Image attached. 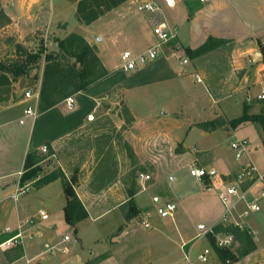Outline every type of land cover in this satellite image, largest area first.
<instances>
[{
  "label": "crops",
  "instance_id": "1",
  "mask_svg": "<svg viewBox=\"0 0 264 264\" xmlns=\"http://www.w3.org/2000/svg\"><path fill=\"white\" fill-rule=\"evenodd\" d=\"M38 1L43 4L44 17L48 23L47 32L51 33L52 37L62 39L64 37L63 32H67L66 34H68L72 31H79L92 49H97L96 52L98 51L97 53H101V55V51L111 48V46H123L121 53L125 49L138 53L148 49L155 43L156 39L152 28L155 24L154 22L161 21L155 15L150 16V14L142 12L140 14L136 9L138 1H153L158 5L159 10L163 9V12L167 11L173 15L176 25L172 27L177 29L178 35L171 42L175 46L174 53L177 56L180 53L178 48L181 45L194 49L209 36L216 38H226L229 36V38H233L235 41H240L242 53H251L253 61H255V57H258L256 63H254V81L251 74L242 79V81L245 80L246 82L249 80L246 84L247 86L252 81L254 82L253 84H258L256 83L258 79L257 69L261 65H264V0H251L253 1L255 11L261 15L263 14L259 23L248 16L249 13L239 6L238 0H125L89 24H84L77 20L76 3L74 0L72 2L71 0ZM67 10V13H73L75 16V20L71 23L68 20L69 14L67 15ZM159 19L161 20V17ZM165 23L170 26L168 22ZM179 43L180 45H178ZM54 45L57 47V43ZM105 54L107 55V53ZM170 55V52H166V48L164 47L161 56L138 67V69L134 70L136 73L134 76L138 75L139 77L148 73L149 75L154 74L161 78L166 77V79L175 80L173 81L175 83H180V79H177L176 75L177 69L182 67L179 56ZM101 63L107 71V75L92 82L85 89L70 94L74 98L72 109H68L64 100L65 98H63L44 111L37 112L35 109L36 116L32 117L26 113L29 101H26L24 96L15 102L9 95H7L9 97L6 95L0 96V243L13 236L18 230L23 231L25 235L21 242L0 246V264H124L123 260H120L121 257L118 250L122 247L128 248L129 241L127 238L128 235H131V231L120 229V226L124 222L123 211L114 207L113 201L117 198L121 199L125 195V192L122 191V186L127 183L125 176L121 175L111 179L105 177V180H103L100 176L91 173L88 177L82 176V178H76L72 185L87 216L76 221L74 224H68L64 219V207L67 201L60 178H56L35 188L38 192L43 193L47 191L46 195H38L41 198L47 197L50 194L45 198V202L40 204L43 206L36 211L33 210L30 204L27 206L22 202L20 205H16L17 197L14 198L18 192V188L24 187L25 190L29 189L27 182L22 187L20 186V177L24 169L26 154L30 150L37 151L42 145H48L51 153L44 156L40 161L49 157L53 158L59 169L70 180L69 174L72 173L71 163L80 159L82 146L88 145L87 152L89 153V158L85 159L84 163H80L83 168L87 162L90 165L95 161L94 165L96 164L97 159L96 156H92L93 152L108 151V148H104L103 146L111 145V150L114 151L113 147L118 144L121 147L123 143L125 146L129 144L130 133H132V136H136V139H132L131 142L132 145L137 147H142L141 141L147 135H156L155 129L151 130V134L150 131L145 133L144 129L146 128L143 127L139 129L121 127L122 121L118 117L117 111L107 112V116L104 117L106 120H113L116 117V120L121 122V125H119L120 123L116 124L118 127L111 129L109 132L104 131L102 126H100L102 116L95 117L94 121L87 120L89 113H94L100 108L102 100L105 98L102 95L104 92L108 90L115 91V89L122 90V92L125 91L123 72H131L122 71L118 68L119 64L117 65L118 69L112 71L108 60H102ZM130 75L133 78L131 73ZM258 85L261 86L260 91L264 90V82ZM254 89L255 86L248 89V95L252 97V102H254V106L249 107V111L247 112L249 114L259 113V108L264 112V100L255 98L260 91L255 92ZM112 108L111 106L109 109ZM154 111L141 116L132 110L131 122L133 125L135 121L140 122V125H144V123L149 125L154 124L152 120L157 117V113ZM159 112H161L160 109ZM16 121L19 123L28 121L30 129L26 143H21L22 150L20 156L14 157L13 155L11 156V152H8V147L14 144L17 147L20 145L11 128V125ZM244 125L251 126L253 132L256 134L257 140L252 144L251 148H248L245 156L257 166L252 153L258 151L259 145H263L261 139L262 128L257 122L245 121L240 123L234 130ZM200 131L203 134L209 133L203 129ZM243 138L247 139L249 146L251 137L244 136ZM183 145L187 147L184 142ZM37 154L40 155L38 151ZM121 158L120 164L122 167L126 161L123 160V155H121ZM195 160L198 159L196 158ZM237 161L236 165L232 166H228L220 161L219 163L211 164L208 168L202 164L201 166L205 170L211 171V175L208 177L190 175L193 177L191 182L197 187L195 194L199 193L201 197L206 192L215 194L218 206L214 210L215 212L209 213V210L202 211L201 218L192 222L189 220L187 227H180L178 225L180 213L174 212L172 217L167 218H161L156 215V218L153 220L149 215V226L153 227V232L150 236L158 237L160 241L152 243L145 248L143 247L139 258L129 263L198 264V262H201L197 257L198 254L207 248L208 239L205 235L207 234V229L211 230L210 232L213 234L218 233V231L213 230V227L224 225V222L230 221H235L238 224L236 226L240 228H242V224L253 228L254 221L252 217L250 218L251 215H244L240 218L235 216L234 208L237 199L235 196L232 198L234 206L231 214L227 220H223L224 207L219 199V194L224 193L228 186L223 184L222 176H225L231 169L239 166L241 161ZM104 165L107 166L108 164L105 162ZM110 165L112 166V162ZM214 165H218L224 171L216 174L214 169L216 166ZM188 166L190 167L191 164L189 163ZM257 168L261 172H264V168L262 169L259 166ZM206 182L209 183L208 186L204 184ZM258 187V183H254L251 187L247 188V191L244 192L246 201L254 197L253 193H255ZM176 192V189L175 191H171L174 197H176ZM195 194L191 193L187 197H192ZM9 198H13L15 202L13 206L8 203L7 200ZM110 211L117 213V221L115 224H107L106 232L100 236L92 237L91 245H89V249L86 252L81 242L82 229L85 228L86 230L89 228V232H91V227L95 224L100 225L99 221ZM40 212L47 214V217L43 219L39 215ZM141 214L145 215L143 209L139 210L137 215ZM55 215L60 217V227L64 229L63 231L59 232V230H56L55 222L57 220L53 219ZM172 224L175 227L174 230H172ZM19 226L20 228H18ZM175 230L179 239L173 238L172 231L174 232ZM66 233L72 237H70L69 241H63V236ZM196 237L204 238V246L202 248L197 247L194 241ZM232 237V240L236 238L235 236ZM66 242L70 244L67 251H62L61 255L54 253L55 247L61 244L65 246ZM255 245L256 248L254 250L244 255H238V252H236L238 260L232 264H264V244L258 242Z\"/></svg>",
  "mask_w": 264,
  "mask_h": 264
},
{
  "label": "rangeland",
  "instance_id": "2",
  "mask_svg": "<svg viewBox=\"0 0 264 264\" xmlns=\"http://www.w3.org/2000/svg\"><path fill=\"white\" fill-rule=\"evenodd\" d=\"M19 1L17 0L15 3V0H0V76L5 75L8 77V81L0 86V96L9 95L14 102L20 100L26 90H38L40 92L45 78L47 63L49 65L57 64L56 70L61 67L64 73L65 70L72 68L76 73L78 72L77 65H75L76 68L73 65L75 62L73 51L76 48L72 46L63 50L54 47V44L60 38L52 37L51 33L47 32L48 23L44 17L43 4L38 0H33V2H31L32 0ZM74 1L77 7L79 0ZM238 4L249 13L248 16L251 19L257 23L260 22L263 14L261 15L255 11L253 1L238 0ZM164 8L167 9L165 6ZM67 15L70 23L75 20L73 13H67ZM153 15L159 21L168 22L171 28L175 30L177 37L178 31L174 28L176 23L170 12H163V9H161ZM159 17H161V20ZM66 33H62L64 35L62 39L71 33L82 35L79 31ZM209 37L211 38L209 41L207 38L193 49L198 48L195 55L186 52V48H189L188 46L181 45L178 48L180 52L178 56L187 59V63H181L182 67L177 69V72L175 71L180 83H175L173 82L175 80L166 79V77L161 78L154 74L149 75L148 73L139 77L138 75L134 76L136 73L132 70L131 72H123L124 92L115 89V91L108 90L102 94L105 98L102 100L100 108L94 112V115L96 118L102 116L100 126H102L104 131L109 132L111 129L118 127L116 125L118 123L121 125V122H118L116 117L113 120L104 118L107 116V112L117 111V115L122 121L121 127H127L128 129L143 127L146 128L144 129L145 133L155 129V136L147 135L141 141L142 147H137L132 145L131 142L132 139H136V136H132V133H130L129 144L125 146L123 143L122 147L118 144L113 147L114 151L111 150V145L103 146L108 148V151L103 150L99 153H91L98 160H96V164L94 165L95 161L90 165L87 162L82 168L80 163H84V160L89 158L88 145H85L81 147L80 159L71 163L72 173L69 174V177L73 181L78 177H88L91 173L100 176L103 180H105V177L111 179L121 175L127 179V183L122 186V191L125 192L124 197L113 201V206L123 211L124 222L120 229L131 231V235H128L127 238L129 241L128 248L122 247L118 250L121 257L120 260H123L124 264H130L129 262L139 258L143 247L145 248L152 243L160 241V238L150 236L153 232V227H145L143 221L145 219L149 224V215L152 220L156 218V207L162 205L163 202L173 200L172 202L177 205L174 212L180 213L178 220L180 227H187L189 220L192 222L200 219L202 211L209 210L208 212L210 213L215 212L214 210L217 209L215 194L206 192L202 197L199 196V193L195 194L197 187L191 182L193 177L189 173V163L191 166L196 164V167L204 169L201 166L202 164L208 168L211 164L219 163V161L228 166L236 165L237 160V162L241 161L239 166L222 176L223 184L231 186L236 181L237 174L249 162L245 156L246 154L239 159L235 158V151L231 148L230 143L237 138L250 136L251 142L248 148H251L252 144L257 140L251 126H239L234 130L239 124H233V120L236 117L243 112H248L250 106H254L252 100L249 102L246 100L248 89L253 86H255V92L261 89L260 85L253 84L255 67L254 63H252V54L242 53L240 41H235L229 36L226 38ZM171 41L162 47H165L166 52H170L172 56L176 57L177 54H174L175 46ZM202 44L205 46L199 49ZM260 49L263 51L261 47ZM96 50L93 48L100 61L108 60L112 71L118 69L117 65L120 63L119 55L123 50V46H111V48L101 51L102 55L97 53L98 51L96 52ZM29 55H33L32 58ZM45 55L51 56L50 62L45 60ZM257 58L255 57V61ZM20 63L29 68L28 73L19 75H14V72L4 73V67H11L15 71V65ZM57 72H52V69L48 71L47 69L46 74H48V77L46 78L50 79L49 81L61 79L59 88H62L61 85H63L65 93L71 92L80 83L79 79H72L71 77L65 78L62 76L58 78ZM196 73L199 75L200 81L195 79L194 75ZM249 74L252 75L253 81L247 86L246 84L249 80L246 82L245 80L242 81V79L245 76L248 77ZM91 77L87 76L85 79L88 80ZM111 106L113 108L109 109ZM35 107L38 112L39 100ZM159 109L161 112H159ZM132 110L141 116L155 110L157 117L152 120L154 124L144 123V125H140V122L135 121L133 125L131 122ZM258 111L259 113L263 112L261 108ZM11 128L20 145L18 147L16 144L10 145L8 152H11V156L17 157L21 154V143H26L28 139L29 122L19 123L16 121L11 125ZM201 129L209 133L203 134L200 131ZM261 139L263 145H259L258 151L252 153V155L254 161L257 162V166L263 169V132ZM183 142L187 147H184ZM37 151L40 155L46 156L40 149ZM121 155H123V160L126 161L122 167L120 164ZM196 158L198 160H195ZM105 162L108 164L107 166L104 165ZM111 162L112 166L110 165ZM217 166L214 167L216 174L222 173L224 170ZM38 167L40 169L37 175L40 177L59 169L54 159L50 157L40 161ZM209 172L210 174H205V176L211 175V171ZM170 176H173L174 179L170 180ZM35 180L36 178L32 177L26 181L29 186L28 190H25L22 186V188L17 189L19 194L16 205H20L22 202L27 206L30 204L34 211L43 206L40 204L45 202V198L50 194L44 198L39 197L38 195H46L47 191L43 193L36 191V187L31 184ZM257 183L259 187L253 193L254 197L251 200L246 201L244 196L236 199L234 212L235 216L239 218L244 215H251L250 218H253L254 227L250 228L246 224H242V228L247 229L254 243L262 242L264 244V185L260 182ZM204 184L208 186L209 183L206 182ZM253 184V181L238 183V193L244 194L247 188ZM21 189L24 192H21ZM175 189L177 190L176 197L171 193ZM191 193L195 195L187 197ZM7 201L12 206L15 204L13 198H9ZM253 201L259 206L258 210L248 209V204ZM142 209L145 215H137L138 211ZM39 215L41 216L42 212ZM117 218V213L110 211L99 221L100 225L95 224L91 227V232H89V228L86 230L85 228L82 229L81 242L86 252L89 249V245H91V238L106 232L107 224H115ZM53 219L57 220L55 222L56 230H59V232L63 231L64 229L60 227V217L55 215ZM230 225L236 226L238 224L235 221L224 222V227H229ZM174 228L172 224V230ZM68 230L70 229L68 228ZM210 231L207 229V234H205L208 239L207 248L210 250V260L202 263L198 262V264H232L236 261L222 263L217 256L216 247L228 249L237 257V260L238 255H244L243 250L248 246L245 239L239 241L234 238L229 246H219L218 237L229 234L234 235L224 231H218V233L213 234ZM172 234L173 238L179 239L176 230L172 231ZM66 235L69 234L66 233ZM194 241L198 248L204 246L203 237H196ZM69 245L68 242L65 243L66 251L69 249ZM62 246L61 244L55 247L54 253L61 255ZM236 252H238V255ZM46 253L48 254V252Z\"/></svg>",
  "mask_w": 264,
  "mask_h": 264
},
{
  "label": "trees",
  "instance_id": "3",
  "mask_svg": "<svg viewBox=\"0 0 264 264\" xmlns=\"http://www.w3.org/2000/svg\"><path fill=\"white\" fill-rule=\"evenodd\" d=\"M125 0H79L76 7V18L78 21L89 24L90 22L96 20L98 17H100L102 14H104L106 11L118 6L120 3H122ZM211 39L208 37V41ZM214 39V38H213ZM57 49H63L66 50V48H70L74 46L76 48L75 51H73V56L75 57L74 62V68L75 65H77L78 72L76 73L74 69L64 70L60 67L57 69V64L49 65L47 63L46 65V71H45V78L43 81L42 88L39 92V111H44L53 105H55L59 100H62L63 98H66L70 96V94H73L79 90L85 89L89 84L92 82L103 78L107 75V71L103 67L101 61L97 57V55L94 53L92 47L85 41L83 37L76 33H71L64 39H58L57 41ZM205 45L202 44L199 49L204 47ZM198 51V48L193 50L190 48H186V52L189 54L195 55V53ZM31 58L32 56L29 55ZM45 60L47 62H50L51 56L45 55ZM16 70L13 71L11 67H4V73L6 72H14V75H19L22 73H28L29 68H26V66L23 63L16 64L15 65ZM50 69H52V72H57V77H65L72 79H79L80 83L77 84L74 89L71 92H64L63 85L62 88H59V82H61V79H58V81H49L50 79L46 78L48 77L47 73ZM87 76H92L90 79L86 80L85 78ZM8 81V77L5 75L0 76V86L5 84ZM245 121H252L257 122L260 124L264 136V112L260 113H253L249 114L247 112H243L240 116L236 117L233 120L234 125H238ZM48 148V153H44L49 155L51 153L48 145H46ZM43 155L37 154L36 150H30L25 157L24 162V169L20 177V186H23L27 180L34 177L36 178L35 181H33V185L35 187H39L42 184L48 183L56 178H60L62 183V189L66 196V205L64 207V219L68 224H74L76 221L84 218L87 216V213L82 206V203L78 199L75 190L73 189V180H68L64 173L58 169L56 171H53L52 173H48L44 175L43 177H40L37 175L38 170L40 167H38L39 161L43 158ZM205 176V175H204ZM214 231H224L226 233L233 234L239 241L245 239L248 243V246L244 248L243 254H246L256 248V245L247 231V229L240 228L238 226L230 225L229 227H224V225H217L213 227ZM210 235V234H209ZM222 247H216L217 256L220 259L222 263L230 262L237 260V257L228 249H221ZM225 248V247H224Z\"/></svg>",
  "mask_w": 264,
  "mask_h": 264
},
{
  "label": "built area",
  "instance_id": "4",
  "mask_svg": "<svg viewBox=\"0 0 264 264\" xmlns=\"http://www.w3.org/2000/svg\"><path fill=\"white\" fill-rule=\"evenodd\" d=\"M200 1H204V0H200ZM136 9L139 12L153 15L159 10V7L153 1H138V3H136ZM152 32L156 39L155 43L148 49L138 53L125 49L120 54V63L118 65L119 69H121L122 71H132L158 58L163 53L164 47L162 46L169 43L171 40L175 39L176 37L175 30L170 26H168L164 21L155 23L153 25ZM179 60L181 63H187V59H185L184 57L183 58L179 57ZM252 63H256V61H252ZM257 73H258V79L256 83L258 84L263 83L264 65H261L257 69ZM194 76L197 81L201 80L197 73ZM23 96L26 99V101H29V104H27L26 107L27 115L35 117L36 116L35 106L37 105V101L39 99V91L29 89L24 92ZM255 98H257L258 100H264V90L262 89L256 95ZM64 100L66 102L68 109H72L74 106V98L70 95L66 97ZM246 100L249 102L252 100V97L248 95L246 96ZM87 120L88 121L95 120V115L93 112L87 115ZM230 146L235 151V158L237 159L241 158L243 155L247 154L248 152V141L245 138L235 139L231 141ZM40 151L43 153H48L47 146L42 145ZM189 173L190 175L195 177H202L210 172H208L203 168H198L195 165H193L189 167ZM169 179L173 180L174 177L170 176ZM246 181H253V183L260 182L262 183V185H264V172H261L257 168V166L251 161L247 162L246 165L242 168V170L237 174V179L233 183V185L228 186L224 193L219 194V199L224 207L223 220H227L228 216L231 214V210L234 206L232 198L234 196L237 198L244 196V194L238 193L237 187H238V183L246 182ZM21 192H24V190L21 189ZM18 194L19 191L16 193L14 198H16ZM248 209L258 210L259 206L255 201H253L252 203L248 204ZM175 210H176V204L174 202L165 201L163 202L162 205L156 207V214L161 218L172 217ZM41 217L44 219L47 217V214L42 213ZM143 225L145 227L149 226L148 222L146 221H143ZM18 228H20V226ZM24 236L25 235L23 231L18 230L13 236L0 243V246L12 245L14 243L21 242ZM69 239H70L69 235L63 236V241H69ZM232 239H233L232 235L229 234V235H224L223 237H218L217 242L219 246L226 247L230 244ZM66 249H67L66 246L62 247V251H66ZM209 255H210V250L206 248L201 253H199L197 257L201 262H207L209 259Z\"/></svg>",
  "mask_w": 264,
  "mask_h": 264
},
{
  "label": "water",
  "instance_id": "5",
  "mask_svg": "<svg viewBox=\"0 0 264 264\" xmlns=\"http://www.w3.org/2000/svg\"><path fill=\"white\" fill-rule=\"evenodd\" d=\"M56 45H54V47H55Z\"/></svg>",
  "mask_w": 264,
  "mask_h": 264
}]
</instances>
